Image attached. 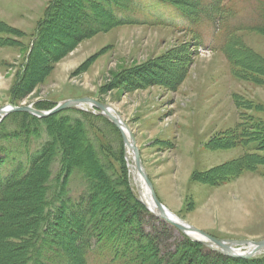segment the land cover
I'll use <instances>...</instances> for the list:
<instances>
[{"label": "rangeland", "instance_id": "obj_1", "mask_svg": "<svg viewBox=\"0 0 264 264\" xmlns=\"http://www.w3.org/2000/svg\"><path fill=\"white\" fill-rule=\"evenodd\" d=\"M52 1L0 0V107L46 111L81 97L107 103L133 132L157 198L171 213L219 239H264V32L252 28L264 0H170L190 22L158 0L111 8L117 21L105 11L108 0H57L14 94L32 32ZM211 9L223 17L220 24L205 18ZM221 47L243 66L231 65ZM78 110L41 121L3 118L0 173L4 156L24 160L22 169L27 157L39 160L24 181L30 185L12 189L2 203L0 223L15 236L6 241L26 248L4 253L3 263L69 264L63 257L72 255L76 223L65 208L90 183L95 200L110 205L105 226L115 223L118 208L137 219L120 134ZM125 175L139 199L129 169ZM140 224L161 230L156 221ZM176 231L161 248H184ZM197 249L191 256L206 260Z\"/></svg>", "mask_w": 264, "mask_h": 264}, {"label": "trees", "instance_id": "obj_2", "mask_svg": "<svg viewBox=\"0 0 264 264\" xmlns=\"http://www.w3.org/2000/svg\"><path fill=\"white\" fill-rule=\"evenodd\" d=\"M56 1L57 0H53L50 6L46 8L45 15L39 20L37 26L34 28V31L32 32L33 40H31L32 44H31L30 52L25 57V61H23V65L21 69H19L18 73L16 74L18 75L17 85L12 87L11 89V91L14 92V94H15V90L23 81L22 77L23 75H25L29 67L34 48L37 46V44L39 43L42 37L44 31V25L48 21L50 17V13L52 12L56 4ZM122 1L123 4L122 5L120 4V6H118L119 2L117 0H108V2L106 3L110 7H108L107 10L105 9V11H107L109 16L111 18H114L116 21L118 20V18L116 14H114L111 11V8H117V9L121 8L122 10L124 6L128 5L127 3L134 4L133 0H126V1L122 0ZM158 1L164 5L172 6L177 12L181 13L182 16L190 22V18H189L190 14L188 13V11L185 10L184 8L179 7L177 3H172L170 0H158ZM220 10L223 13L226 12L225 9H220ZM205 18L212 25H216V22L219 23L223 20V17L220 16V14H218L217 11H213V10H211L210 15H208ZM259 18H260L259 22L256 25H254V27L252 28L259 32H264V27H263L264 6L263 8H260ZM126 20L131 21L130 18H126ZM0 24H4V23L0 21ZM0 32H1V28H0ZM229 34L230 33H227L226 37L229 36ZM1 41H3V39H0V42ZM221 51L224 53L226 60L231 65L234 66L236 65L239 67L243 66L240 64L239 65L236 64L234 58L230 56L229 52L231 51L226 49V47L223 48L221 47ZM12 101L13 102L17 101V98L14 97ZM78 111L92 117L100 118L105 123L115 128L107 119H105L99 113L93 115L91 112H86V111L84 112L81 110ZM62 112L63 111L46 118H37L31 114L23 113V112H11L8 114V116L22 115V116L30 117L34 120L41 121L56 117ZM4 121H5L4 119L0 121V126L3 124ZM115 130L117 129L115 128ZM86 140L88 143H90L88 138ZM10 148L12 149L14 148V150L17 151V147L15 148L12 146ZM120 148H121V161L124 169L125 189L129 195L130 204H133L137 208V209L135 208V210H137L138 213V216L136 217L137 219L135 220L134 218L135 216L133 215H130L132 217L131 219L130 218L126 219V217L123 216L124 212H121V208H118L117 210L120 214L117 213L116 215V213H114L115 218L113 222L115 223L111 224V227L109 229L108 226L104 225V221L105 222L107 221V216L105 214V211L110 205L109 203H107L106 200H101L100 202H97V200H95L96 196H94L96 194L94 191L95 190L94 185H92L91 183H90L91 185L87 184L86 188H84L83 190L84 191L83 194L82 195L80 194V197L73 202L72 207L65 208V212L68 218H70L72 222L76 223V227H74V230L73 229L71 230L73 232L75 231L74 232L75 239L74 241H72L70 245L72 255L71 256L68 255L66 253L67 250L65 248L63 250V254H67V256L63 257L64 258L63 261H66L69 264L72 262L76 264H264V255H259L251 259L231 258L215 250H212L199 242L192 241L185 235L176 231V229L173 226L167 224L165 221L157 218L151 212H149L147 208L140 202L138 197L134 194L131 188V184L129 182L130 180L125 175L127 173L128 167L126 165V161L124 157L123 142L121 143ZM4 158L7 164L4 165L5 166L3 167L4 170L2 173H0L3 174L2 176L3 178H1L0 180V216L2 215L3 212L2 203L9 200L7 199L6 195L10 193L12 189H14V191L17 190L18 186L22 188V187H28L30 185V183L29 184L24 183V181L31 176L35 162L39 161L37 158L35 159L34 156L27 157L25 160L27 162V168L22 169V165H18V164H20L24 160L16 161L15 158L9 159L8 156L6 157L4 156ZM61 162L63 163V161ZM65 169L66 168H64V170ZM104 185H105L104 182H102L101 187L104 188ZM113 209H115L114 211H116V208ZM48 210L49 209L47 208V211ZM145 219L158 222L159 226L161 227L160 232L157 229H152V230L150 229L149 231H144V229L140 224V221ZM9 227L10 226L5 227L4 224L2 225V222L0 223V264H7V263H3L4 253L10 252V250H14V249L21 251V249L23 250L25 248L24 245L19 246L14 243H10L6 241L5 238L8 239L9 237L10 238L15 237L13 235L7 236L5 234V231ZM171 230L176 231L180 235L181 239L179 241V244H181L184 247L183 248L184 250L178 248V246H175L173 249H171V246L169 247V245H166L165 248H161L162 246L161 242H165L167 240L166 234L167 233L170 234ZM163 245L165 246V244ZM194 247L198 248L197 250L199 255L205 257L206 260L202 259L201 262L199 261L197 262V260L194 259L193 256H191L190 250Z\"/></svg>", "mask_w": 264, "mask_h": 264}, {"label": "water", "instance_id": "obj_3", "mask_svg": "<svg viewBox=\"0 0 264 264\" xmlns=\"http://www.w3.org/2000/svg\"><path fill=\"white\" fill-rule=\"evenodd\" d=\"M85 106L97 110L100 115L107 119L119 131L123 145L126 148L125 161L132 172L134 183L137 185L139 200L149 212L173 226L179 233L187 236L191 240L199 242L228 257L251 259L259 255H264V239L258 241L247 239H219L188 224L171 213L157 198L153 184L141 160L140 150L133 132L121 118L120 114L109 104L89 97L65 99L57 102L55 106L46 111L38 110L32 105L6 104L0 107V121L11 112H23L37 118H46L68 109L87 110ZM241 249L245 250L241 251Z\"/></svg>", "mask_w": 264, "mask_h": 264}, {"label": "bare ground", "instance_id": "obj_4", "mask_svg": "<svg viewBox=\"0 0 264 264\" xmlns=\"http://www.w3.org/2000/svg\"><path fill=\"white\" fill-rule=\"evenodd\" d=\"M212 9H213V8H212ZM212 9H211V10H212ZM212 13H213V12H212ZM203 21H204V20H203ZM203 21H202V22H203ZM211 22H213V21H211ZM91 26H92V25H91ZM102 31H103V30H102ZM225 181H226V180H225ZM145 197H147V196H145Z\"/></svg>", "mask_w": 264, "mask_h": 264}, {"label": "crops", "instance_id": "obj_5", "mask_svg": "<svg viewBox=\"0 0 264 264\" xmlns=\"http://www.w3.org/2000/svg\"><path fill=\"white\" fill-rule=\"evenodd\" d=\"M194 225V224H193Z\"/></svg>", "mask_w": 264, "mask_h": 264}]
</instances>
